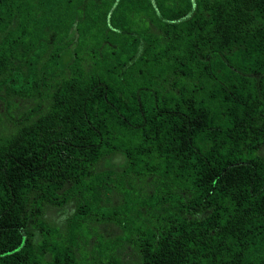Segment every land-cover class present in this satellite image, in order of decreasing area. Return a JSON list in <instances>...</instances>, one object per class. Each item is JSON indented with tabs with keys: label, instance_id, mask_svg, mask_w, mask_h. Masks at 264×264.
Here are the masks:
<instances>
[{
	"label": "trees",
	"instance_id": "1",
	"mask_svg": "<svg viewBox=\"0 0 264 264\" xmlns=\"http://www.w3.org/2000/svg\"><path fill=\"white\" fill-rule=\"evenodd\" d=\"M0 264H264V0H0Z\"/></svg>",
	"mask_w": 264,
	"mask_h": 264
},
{
	"label": "rangeland",
	"instance_id": "2",
	"mask_svg": "<svg viewBox=\"0 0 264 264\" xmlns=\"http://www.w3.org/2000/svg\"><path fill=\"white\" fill-rule=\"evenodd\" d=\"M64 58H65V55H64Z\"/></svg>",
	"mask_w": 264,
	"mask_h": 264
}]
</instances>
